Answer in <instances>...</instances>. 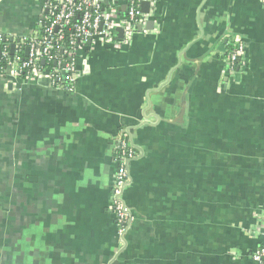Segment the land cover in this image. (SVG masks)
I'll return each mask as SVG.
<instances>
[{"label":"crops","instance_id":"0c3cea01","mask_svg":"<svg viewBox=\"0 0 264 264\" xmlns=\"http://www.w3.org/2000/svg\"><path fill=\"white\" fill-rule=\"evenodd\" d=\"M45 0H0L29 36ZM236 40L244 69L224 56ZM71 89L0 80V264H252L264 243V4L160 0L130 45L78 52ZM120 130L136 156L118 236Z\"/></svg>","mask_w":264,"mask_h":264},{"label":"built area","instance_id":"2783aa9c","mask_svg":"<svg viewBox=\"0 0 264 264\" xmlns=\"http://www.w3.org/2000/svg\"><path fill=\"white\" fill-rule=\"evenodd\" d=\"M159 1L45 0L29 36L0 35V80L16 82L48 78L54 85L71 89L78 52L84 48L90 50L95 44L115 49L129 46L133 35L144 31L145 23ZM143 2L148 3L146 12L141 7ZM261 2L264 4V0ZM119 28L121 37L118 36ZM243 52L242 42L236 40L224 56L225 68L230 75L245 68ZM127 135L126 131L120 130L117 139L109 205L121 239L133 221L124 194L129 185V162L135 158L136 150ZM249 257L252 264H264V243L252 249Z\"/></svg>","mask_w":264,"mask_h":264},{"label":"water","instance_id":"95a60500","mask_svg":"<svg viewBox=\"0 0 264 264\" xmlns=\"http://www.w3.org/2000/svg\"><path fill=\"white\" fill-rule=\"evenodd\" d=\"M141 7H142L143 11H145V12L148 11V3L147 2H143ZM120 10L122 11L123 8H121ZM117 31H118V36L121 37L122 36V30L119 28V29H117ZM12 51H13V47H11V52ZM26 53H27V51H25V54Z\"/></svg>","mask_w":264,"mask_h":264},{"label":"trees","instance_id":"16d2710c","mask_svg":"<svg viewBox=\"0 0 264 264\" xmlns=\"http://www.w3.org/2000/svg\"><path fill=\"white\" fill-rule=\"evenodd\" d=\"M2 37H5V35H2ZM231 47H233V44L231 45ZM1 62V61H0ZM52 66V64H50ZM65 87H68V86H65Z\"/></svg>","mask_w":264,"mask_h":264}]
</instances>
